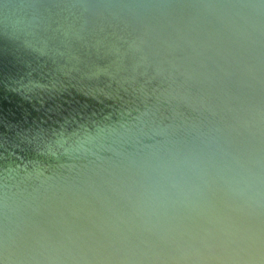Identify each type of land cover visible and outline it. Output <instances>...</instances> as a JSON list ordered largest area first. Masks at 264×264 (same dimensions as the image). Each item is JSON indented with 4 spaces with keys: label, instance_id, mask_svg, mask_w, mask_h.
<instances>
[{
    "label": "water",
    "instance_id": "obj_1",
    "mask_svg": "<svg viewBox=\"0 0 264 264\" xmlns=\"http://www.w3.org/2000/svg\"><path fill=\"white\" fill-rule=\"evenodd\" d=\"M0 264H264V0H0Z\"/></svg>",
    "mask_w": 264,
    "mask_h": 264
}]
</instances>
